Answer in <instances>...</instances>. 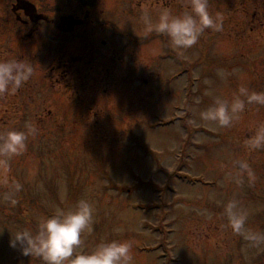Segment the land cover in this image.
I'll list each match as a JSON object with an SVG mask.
<instances>
[{"label": "rangeland", "instance_id": "rangeland-1", "mask_svg": "<svg viewBox=\"0 0 264 264\" xmlns=\"http://www.w3.org/2000/svg\"><path fill=\"white\" fill-rule=\"evenodd\" d=\"M208 7L223 28L188 48L146 31L143 13L155 22L163 9L190 11V0H100L101 29L84 25L62 43L23 34L20 51L0 36V60L33 67L0 93V134L36 129L22 153L0 155V264H44L10 235L82 198L94 214L77 251L127 240L131 264H264V241L233 231L225 213L235 201L245 230L264 234V145L249 143L264 129V104L246 101L228 126L200 116L241 87L264 93V0ZM59 50L82 59L65 72Z\"/></svg>", "mask_w": 264, "mask_h": 264}, {"label": "clouds", "instance_id": "clouds-1", "mask_svg": "<svg viewBox=\"0 0 264 264\" xmlns=\"http://www.w3.org/2000/svg\"><path fill=\"white\" fill-rule=\"evenodd\" d=\"M143 19L146 31L166 34L173 47L188 48L197 43L205 29L221 30L224 17L222 13L213 15L209 12L208 0H190V11L173 14L169 9H163L155 22L145 11ZM32 73L33 67L28 63L16 59L0 60V93L9 89L15 92ZM218 74L223 76V70H218ZM239 93L231 104L217 98L214 105L200 112L201 118L228 126L244 109L246 101L264 104V93L249 92L244 87L239 89ZM29 132L35 134L36 129L30 126L28 132L10 129L0 134V155L11 157L22 153L27 147ZM249 143L252 147L264 145V129L257 131ZM14 187L19 190L21 185L16 183ZM4 198L15 203L11 193H5ZM225 213L233 231L250 241H264V234L245 230L246 217L237 211L235 201L225 205ZM93 214V204L82 198L73 208L67 211L57 209L55 214L41 220L35 232L29 228L17 230L10 235L9 245L18 247L23 255L40 257L44 264H131L133 245L127 240H111L98 244L91 251H77L82 233L91 230Z\"/></svg>", "mask_w": 264, "mask_h": 264}, {"label": "flooded vegetation", "instance_id": "flooded-vegetation-1", "mask_svg": "<svg viewBox=\"0 0 264 264\" xmlns=\"http://www.w3.org/2000/svg\"><path fill=\"white\" fill-rule=\"evenodd\" d=\"M62 1L57 4V0H0V36L15 39L20 51V37L23 34L29 37L43 35L42 39L62 43L76 38L73 30L84 25L95 24L96 29L105 26L103 21H94L98 19L96 14L99 9L96 7L100 0H94L91 5L82 4L79 0ZM25 27H29L30 31H25ZM41 27L45 28L42 33ZM59 52L56 65L65 72H70L73 64L82 59L78 55Z\"/></svg>", "mask_w": 264, "mask_h": 264}, {"label": "water", "instance_id": "water-1", "mask_svg": "<svg viewBox=\"0 0 264 264\" xmlns=\"http://www.w3.org/2000/svg\"><path fill=\"white\" fill-rule=\"evenodd\" d=\"M82 4H86V3H88L89 5H91L93 2H94V0H79ZM241 163L240 162H237V164H236V166L238 167V168H240L241 167Z\"/></svg>", "mask_w": 264, "mask_h": 264}, {"label": "trees", "instance_id": "trees-1", "mask_svg": "<svg viewBox=\"0 0 264 264\" xmlns=\"http://www.w3.org/2000/svg\"><path fill=\"white\" fill-rule=\"evenodd\" d=\"M68 62L70 61V60H67ZM74 61V60H73Z\"/></svg>", "mask_w": 264, "mask_h": 264}]
</instances>
